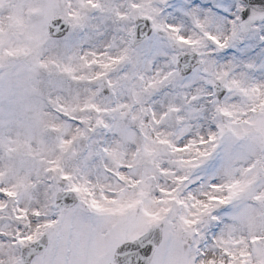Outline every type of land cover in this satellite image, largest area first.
<instances>
[{
	"label": "snow or ice",
	"instance_id": "1",
	"mask_svg": "<svg viewBox=\"0 0 264 264\" xmlns=\"http://www.w3.org/2000/svg\"><path fill=\"white\" fill-rule=\"evenodd\" d=\"M0 264H264V0H0Z\"/></svg>",
	"mask_w": 264,
	"mask_h": 264
}]
</instances>
